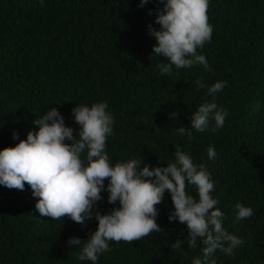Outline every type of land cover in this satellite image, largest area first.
<instances>
[{
    "label": "trees",
    "instance_id": "trees-1",
    "mask_svg": "<svg viewBox=\"0 0 264 264\" xmlns=\"http://www.w3.org/2000/svg\"><path fill=\"white\" fill-rule=\"evenodd\" d=\"M139 5L140 0H0V149L37 131L33 121L52 107L78 139L72 109L107 101L114 116L106 147L111 162L140 156L150 167L167 166L177 146L194 162H205L224 227L243 240L232 255L217 250L216 264H264V0H210L212 38L198 51L211 71L201 64L173 66L170 75L156 67L166 58L151 55L157 41L149 25L160 29L155 18L163 4ZM197 80L226 81L216 102L229 115L216 132L192 129L191 136H181L175 129L190 127L192 112L211 100ZM209 146L215 159L207 157ZM188 191L195 195L193 186ZM107 195L102 192L97 202L102 214L118 206ZM38 199L27 182L23 190L0 185V264H92L78 257L98 221L41 216ZM237 202L253 207L254 215L237 221ZM155 207L161 231L110 241L97 264H191L202 255L199 238L196 248L186 242L171 248L188 232L168 219L174 209L168 190ZM70 237L81 239L80 245H69Z\"/></svg>",
    "mask_w": 264,
    "mask_h": 264
},
{
    "label": "clouds",
    "instance_id": "clouds-1",
    "mask_svg": "<svg viewBox=\"0 0 264 264\" xmlns=\"http://www.w3.org/2000/svg\"><path fill=\"white\" fill-rule=\"evenodd\" d=\"M147 2L140 0L139 6ZM209 2L161 0L163 9L158 10L155 18L161 27L156 30L149 25V32L157 41L151 55L166 58L156 64L161 74L170 75L173 66L179 69L196 64L211 71L205 55L198 51L212 38L213 26L207 15ZM39 3L43 5L44 0ZM195 83L198 88L207 89L211 100H205L192 112L190 127L175 129L181 136H191L192 129L216 132L224 127L229 115V110L216 102V94L226 81ZM107 109V101L77 104L72 109L80 126L78 139L56 107L46 111L33 121L39 126L37 131H29L26 139H20L15 146L0 149V185L23 190L27 182L33 197L39 198L35 208L41 216L54 220L67 216L80 224L94 217L98 225L83 245L80 261L97 264L99 256L110 250V241L131 242L161 231L155 206L164 199L166 190L174 205L169 221L185 224L188 232L184 241L177 238L171 243L172 249H182L185 242L189 248H196L199 238L202 255L194 257L191 264H216L213 257L217 250L232 255L243 240L224 227L225 213L212 194L215 183L206 163L194 162L190 153L177 146L167 166L150 167L140 156L113 164L106 147L113 134L114 116ZM17 138L14 131L13 139ZM216 155L215 148L209 146L208 159H215ZM189 186L195 188V195L188 191ZM104 191L108 193V203L118 202V206L102 214L97 202L104 199ZM234 207L237 221L255 213L253 207L241 202ZM67 243L80 245L81 239L70 237Z\"/></svg>",
    "mask_w": 264,
    "mask_h": 264
}]
</instances>
